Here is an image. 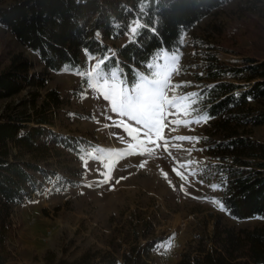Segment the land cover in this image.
Listing matches in <instances>:
<instances>
[{"label": "rangeland", "instance_id": "rangeland-1", "mask_svg": "<svg viewBox=\"0 0 264 264\" xmlns=\"http://www.w3.org/2000/svg\"><path fill=\"white\" fill-rule=\"evenodd\" d=\"M261 29L264 30V0H232L190 30L183 39V50L176 52V71L171 73V83L182 85L175 96L187 98L177 101L176 111L180 114L164 117L151 138L145 139L135 132L130 136L124 127L114 123L124 120L132 124L127 117L112 111L103 95L104 91H111L108 85L96 81V87L90 86L92 79L86 73L100 57L90 64L86 56L79 72L62 70L45 75L39 56L21 45L0 23L1 69L22 55L32 63V74L48 81L44 88L33 86L13 98L0 100V116L6 107L28 104L33 99L40 106L47 94L56 90L62 103L50 107L49 114L55 119L50 128L56 135L85 138L91 143L79 157L62 151V158H53L51 168L58 175L44 181L45 191L15 209L9 241L13 258L9 264L74 262L97 252H111L122 261L125 251L145 244L147 238L163 239L153 251L151 264H179L184 256L202 258L215 247L216 226L239 231L263 225L264 220L259 217L236 220L212 202L223 197L221 190L209 187L219 185L212 174L215 161L208 148L217 136L213 137L209 120L185 123L206 115L200 93L209 83L206 73L212 57L223 64H243L253 56L254 36ZM133 38L128 34L108 43L117 48ZM156 56L149 63L155 65ZM136 70L132 81L118 69L129 89L141 82V76L159 78L149 75L152 69ZM112 83L109 80V85ZM191 93L198 95L192 97ZM166 95L171 98L173 92L169 89ZM253 105L257 114H264V102ZM193 108L196 111H191ZM164 111L174 110L165 105ZM184 111L190 115H183ZM169 120L176 123L169 124ZM245 132L264 144V125L248 127ZM180 136L199 140L176 139ZM97 169L107 176L98 175ZM60 175L78 178H73V186L57 190L53 182ZM209 177L214 179L207 182ZM106 178L107 183H100ZM147 232L150 234L144 238Z\"/></svg>", "mask_w": 264, "mask_h": 264}, {"label": "trees", "instance_id": "trees-1", "mask_svg": "<svg viewBox=\"0 0 264 264\" xmlns=\"http://www.w3.org/2000/svg\"><path fill=\"white\" fill-rule=\"evenodd\" d=\"M229 2L232 0H0V23L39 56L45 75L79 72L87 49L95 57L111 54L104 69H119L133 81V69H147L145 65L161 51V45L170 53L182 51L190 30ZM137 17L142 27L132 41L117 48L108 43L127 37L129 22ZM153 25L155 32L149 30ZM253 42V56L241 65L223 64L212 57L206 73L209 83L200 93L213 137L217 136L208 147L215 161L212 174L219 185H226L221 201L236 220H264V144L245 132L248 127L264 125V114H257L253 105L264 102L263 29L256 31ZM1 66L0 60V71ZM32 69L22 55L13 58L0 72V100L33 86L46 87L47 78H38ZM61 103L60 95L52 90L40 106L33 99L6 107L0 116V264H9L13 258L9 241L15 209L45 191L44 181L58 175L51 160L62 158V151L79 157L91 146L85 138L56 135L50 128L55 122L50 107ZM73 178L78 177L60 175L54 188L64 191L74 185ZM214 236L215 247L204 257L184 256L179 264H264V224L239 231L216 226ZM146 240L125 251L122 261L111 252H97L57 264H151L153 251L163 239Z\"/></svg>", "mask_w": 264, "mask_h": 264}, {"label": "snow or ice", "instance_id": "snow-or-ice-1", "mask_svg": "<svg viewBox=\"0 0 264 264\" xmlns=\"http://www.w3.org/2000/svg\"><path fill=\"white\" fill-rule=\"evenodd\" d=\"M143 11V9H141ZM142 27L140 18L137 17L134 20H131L128 25V33L130 37H135L138 29ZM149 30L155 32V26L153 25ZM97 36L100 35L99 32L96 33ZM109 52L111 50H108ZM88 62L91 64V61L95 60V56L88 53L87 49H85ZM112 59L111 56L104 54V56L96 60L94 64H91L86 75L92 79L91 87H96V81L101 82L104 85H108L111 91H104L103 95L106 100L110 102V106L112 111L120 117H127L132 124L126 123L124 120H120L117 123L118 126L124 127L125 131L131 136L133 132L137 133V135L144 137L145 139H150L154 130L157 128L158 124L161 120L166 116H175L180 114L177 109V101H181L186 99L187 97H176L175 92L176 89L182 87L181 84H172L171 83V73L176 71L173 67L177 60L178 54L175 52H169L161 45V51L157 54L156 60L157 63L153 65L152 63H148L145 65L146 68L152 69L153 72H150L149 75H155L159 77L158 79H146L144 76H141L140 83L132 86L131 89L127 87L124 82V78L120 76L118 70L116 68L112 69L110 72H106L103 68L107 62ZM119 62L117 61V65ZM133 71H137L135 68ZM84 73H82L83 75ZM109 80L114 83L109 85ZM171 90L173 92V96L168 98L166 95L167 90ZM192 97H196L197 93L189 94ZM196 101L193 100V103ZM165 105L173 109L174 111L165 112ZM191 111H196L195 108L191 109ZM183 115H190L189 111H184ZM210 119L209 116L203 115L195 118L194 120H186V124H200L206 123L207 120ZM176 121L169 120V124H175ZM176 139L181 141L189 140V141H198V137H184L180 136ZM167 144V141H165ZM191 163V162H189ZM143 167V165H141ZM85 171H88L87 162L85 161ZM98 175L107 176L105 172H101L99 169L96 170ZM166 175V174H165ZM123 179V177L121 178ZM107 178L100 183H107ZM119 183V181H117ZM203 184V181H200ZM209 187L213 190H221L226 187V185H217L211 184ZM183 190V185H181ZM214 204L218 205L221 211H228L227 205L219 200L213 199Z\"/></svg>", "mask_w": 264, "mask_h": 264}]
</instances>
